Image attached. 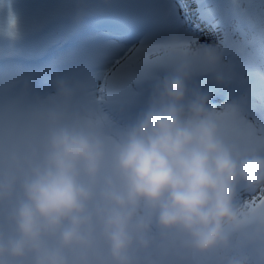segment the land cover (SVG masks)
<instances>
[{"label":"clouds","instance_id":"1","mask_svg":"<svg viewBox=\"0 0 264 264\" xmlns=\"http://www.w3.org/2000/svg\"><path fill=\"white\" fill-rule=\"evenodd\" d=\"M0 34L17 35L10 12ZM151 45L167 71L122 123L107 92L71 110L77 86L55 79L63 104L36 114L39 134L0 147V264H264V152L226 133L235 102L218 110L192 84L222 83L218 53Z\"/></svg>","mask_w":264,"mask_h":264},{"label":"rangeland","instance_id":"2","mask_svg":"<svg viewBox=\"0 0 264 264\" xmlns=\"http://www.w3.org/2000/svg\"><path fill=\"white\" fill-rule=\"evenodd\" d=\"M147 2H156L161 7V12L155 9L153 13L150 8H147L151 12V16L147 17V22H144V25L150 29V32L141 36L139 27H134L136 25L131 23L127 25L128 22H124L125 19L131 21L135 16L132 15L135 6L133 1L132 5H122L118 0H0V21H3L9 12L17 19V35L14 39L0 34V51L7 53L19 50L38 51L41 43L40 30L49 17H58L60 24L57 33L63 36L65 26L72 23V17L75 16L81 20L83 13L93 12L96 15L94 23L97 26L79 45L61 54L58 60L66 62V58L75 57L72 62L68 61L71 64L69 67L73 68L74 72L79 71L81 74L89 72L95 63L93 59H88L85 62L87 55H90L87 52V46L92 41L104 40V47L110 50V58L105 62V67L97 73L98 78L92 79L91 77L92 80L86 82V87L89 89L87 106L89 102L100 104L105 101L104 93L106 92L108 97L111 96L112 101L108 99L102 104L103 111L108 116L109 113L105 108H114L120 103L118 100H120L124 87H127V91L139 106L149 93L147 88H151L153 82L167 71V65L153 63L109 83L110 77L115 74L113 70L117 66L123 67L140 49L138 47L140 40H146L143 43L145 42L146 46H149L172 34L189 39L192 36L199 40V44L192 42L193 46L189 45V47H214L220 57L217 70L222 77L229 72V77L225 76V79L223 77L222 83L219 84L213 73H197L202 77L197 81V84L193 78L192 84L207 93L209 104L216 106L218 110L221 105L235 102L242 118H247L252 122L256 121L259 118V112L264 111V76L256 74L258 69L248 70L247 63L243 59L244 56L237 54L238 50L244 47L246 40H252V29L248 26H238L236 21L230 23L229 20L223 19L214 0H147ZM181 2L184 4V8L179 10ZM233 6L241 14L255 15L256 11L252 8L256 5L251 0H240ZM39 12L41 15L38 14ZM103 24L109 28L99 27ZM130 27H132V31ZM27 33H31L33 38L29 51L24 50L21 44L22 37ZM14 43L19 46L14 47ZM100 46L103 49V45ZM255 54L254 59H264V46L258 47ZM123 56L127 58L122 65H119ZM231 62L234 63V66L230 68L228 65ZM5 67L1 72L10 70L12 74L20 76L34 73L32 68L17 65H6ZM54 93L55 89L48 95L56 96ZM250 107H254L256 110L252 111ZM114 109L117 114L121 115L122 112H125L123 116L129 115V111L124 108L115 107Z\"/></svg>","mask_w":264,"mask_h":264},{"label":"bare ground","instance_id":"3","mask_svg":"<svg viewBox=\"0 0 264 264\" xmlns=\"http://www.w3.org/2000/svg\"><path fill=\"white\" fill-rule=\"evenodd\" d=\"M118 1H120L122 5H128V4L132 5V1L134 2V5H135L133 7L134 13H132V15H135V16L131 21L125 19L124 22L127 21L128 22L127 25L129 23H131V24L136 25L134 27H139L141 30V36H145L146 33L148 34L150 32V29L146 28V26L144 25L145 24L144 22H147V19L151 16V12L154 13L155 9L157 11L161 12L160 11L161 7L156 2L155 3L154 2H147V0H118ZM180 5L181 6H180L179 10L180 9L182 10L184 8V6H183L184 4L181 2ZM147 8H150L151 12ZM38 14L41 15L40 12ZM71 22L73 25H77L81 22H84V20L82 21L78 17L74 16L71 18ZM89 25H90V27H96V26H94L95 25L94 21L90 22ZM140 26H142V27H140ZM57 28H58V26H56L54 31H56ZM130 29L132 31V27H130ZM179 37L182 40H184L188 44V46L189 45L193 46L192 42L194 44H199V40L197 38H195V39L192 38V36L190 37L191 41L187 37H183V36H179ZM43 38H44V36L42 35L40 37V41H41L40 49H44L45 45H46L44 43ZM142 38H144V37H142ZM98 41H96L95 43L93 42V45L87 49V52L90 55H87V60H85V62L88 61V59H93L94 63H95V65L93 67H91L89 72H86L84 74L83 73L81 74L79 71L74 72L73 68L69 67V64H70V62L73 61V59L75 57H69V58L65 59V61H70V62H69V64L64 66V68L62 69L61 74L63 77H61V78L65 79V80H67V81H69V82H71L77 86L76 93L74 95V100L73 101L71 100V102H70L71 110H79L81 108L87 107V100H88L87 96L89 94V89L86 87V82L89 80H92L94 78L97 79L98 78L97 73L103 67H105V62L108 61L110 58V50H108L107 47H104V40L100 41V42H98ZM143 41H146V40H142V41L140 40V44L138 45V47L142 48V47L146 46V43L145 42L143 43ZM158 41L160 42L161 40H158ZM156 43H158V42H156ZM90 45H91V43H90ZM100 45H103V49H101L102 46H100ZM121 58L122 59H120L119 65H122L123 61L127 57L123 56ZM6 65L7 66H13L12 64H10V65L6 64ZM3 68H6V67L3 66L0 68V75H3L5 73H12V71H10V70H6V71L1 72ZM71 70H72V72H71ZM37 71H39V69H37ZM37 71H35V72L37 73ZM36 73H28L26 76H32L33 74H36ZM20 77L23 78L24 76H20ZM91 77H92V79H91ZM19 97L20 96L17 97L14 95L12 98V102L17 105ZM62 104H63L62 99L57 97V96H53V95H46L40 101V105H41V108L43 110H45L49 107H52V106H60ZM115 107L121 108V107H123V105L118 103ZM114 108H111V107L105 108L107 113H110L111 117L118 115L117 111L115 112ZM124 109L128 110V107H124ZM134 109L130 107V109L128 110L129 111L128 116H130L131 114H133L135 112ZM123 113H125V112H122V114ZM39 131H40V125L33 126L31 129V135L37 136L39 134ZM18 134H19V130L17 129L16 136ZM7 144L8 143H5V146H7Z\"/></svg>","mask_w":264,"mask_h":264},{"label":"snow or ice","instance_id":"4","mask_svg":"<svg viewBox=\"0 0 264 264\" xmlns=\"http://www.w3.org/2000/svg\"><path fill=\"white\" fill-rule=\"evenodd\" d=\"M163 54V55H162ZM167 56V49L158 45H149L140 48L132 55L131 59L114 75L112 81H116L123 75H130L147 65L156 63L157 60ZM21 77L17 74L5 73L0 75V147L5 143L15 140L16 131L22 121L21 109L12 102L14 87ZM109 100L112 101L111 96ZM123 101V100H118ZM221 116V119H224ZM226 133L231 136L238 134L244 138V145L249 148L264 152V111L259 112V118L252 122L247 118L233 122L226 129Z\"/></svg>","mask_w":264,"mask_h":264},{"label":"trees","instance_id":"5","mask_svg":"<svg viewBox=\"0 0 264 264\" xmlns=\"http://www.w3.org/2000/svg\"><path fill=\"white\" fill-rule=\"evenodd\" d=\"M251 1L256 5L254 8H252V10L256 11L255 15H252L253 17L250 16L249 13L241 14L237 9L234 8L233 4L239 3L240 0H214V3L219 9L221 17L223 19L227 21L229 20L230 23L236 21L237 24H239L238 26H248V28L252 29V40H246L244 47L238 50L239 52H237V54H242L244 56L243 59L245 60L244 62L247 63L248 70L253 71L254 69H258L256 74L259 73L263 74L264 76V59H254V56H256V49L260 46H264V0ZM240 33L243 32L240 31ZM228 66L231 68L232 66H234V63L231 62ZM227 74H229V72H227ZM201 77L202 76L200 74L195 75L194 81L196 82V84ZM147 89V91H150L151 88Z\"/></svg>","mask_w":264,"mask_h":264}]
</instances>
